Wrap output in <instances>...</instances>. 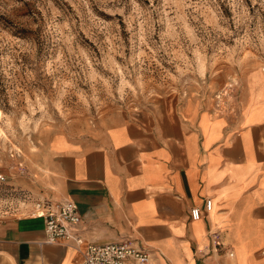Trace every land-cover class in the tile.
Here are the masks:
<instances>
[{
    "label": "rangeland",
    "instance_id": "rangeland-1",
    "mask_svg": "<svg viewBox=\"0 0 264 264\" xmlns=\"http://www.w3.org/2000/svg\"><path fill=\"white\" fill-rule=\"evenodd\" d=\"M263 68L264 0H0V218L53 136L235 112Z\"/></svg>",
    "mask_w": 264,
    "mask_h": 264
},
{
    "label": "crops",
    "instance_id": "crops-1",
    "mask_svg": "<svg viewBox=\"0 0 264 264\" xmlns=\"http://www.w3.org/2000/svg\"><path fill=\"white\" fill-rule=\"evenodd\" d=\"M241 86L235 112L119 122L85 142L57 134L19 195L28 209L38 199L72 201L84 245L134 241L150 264H264L263 73ZM22 212L0 219V264L80 262L78 249L46 243L43 220Z\"/></svg>",
    "mask_w": 264,
    "mask_h": 264
},
{
    "label": "built area",
    "instance_id": "built-area-1",
    "mask_svg": "<svg viewBox=\"0 0 264 264\" xmlns=\"http://www.w3.org/2000/svg\"><path fill=\"white\" fill-rule=\"evenodd\" d=\"M262 72H264V68ZM0 181H4V176L1 173ZM24 200L26 202L27 199L24 197ZM31 203L30 208H26L28 210L27 213L30 217L43 220L45 242L55 243L63 241L65 244H72L79 250L81 255V260L77 264H150V253L138 246L134 241L123 240L107 245L89 243L84 245L77 228L81 220L80 214L76 204L72 201L38 199ZM211 208L212 202L207 200L205 202V211L209 212ZM201 217L202 212L199 208L190 210V219L192 221H198ZM212 240L218 242L219 236L212 234ZM228 256L233 257V252L229 251Z\"/></svg>",
    "mask_w": 264,
    "mask_h": 264
}]
</instances>
